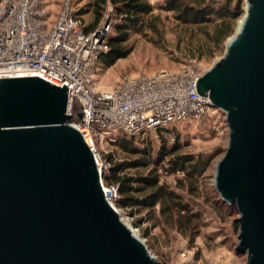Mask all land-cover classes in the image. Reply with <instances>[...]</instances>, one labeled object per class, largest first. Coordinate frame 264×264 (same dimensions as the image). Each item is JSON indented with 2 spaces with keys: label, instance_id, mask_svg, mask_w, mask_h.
Returning a JSON list of instances; mask_svg holds the SVG:
<instances>
[{
  "label": "water",
  "instance_id": "1",
  "mask_svg": "<svg viewBox=\"0 0 264 264\" xmlns=\"http://www.w3.org/2000/svg\"><path fill=\"white\" fill-rule=\"evenodd\" d=\"M223 57L195 81L226 116L216 168L220 200L235 207L237 251L264 264V0ZM37 77L0 79V264H159L104 197L102 172L80 131L83 107Z\"/></svg>",
  "mask_w": 264,
  "mask_h": 264
},
{
  "label": "built area",
  "instance_id": "2",
  "mask_svg": "<svg viewBox=\"0 0 264 264\" xmlns=\"http://www.w3.org/2000/svg\"><path fill=\"white\" fill-rule=\"evenodd\" d=\"M115 22L106 16L85 32L74 0H62L50 22L47 0H0V79L37 77L58 88L67 87V114L76 97L83 107L82 123H73L95 159V139L121 134L128 140L170 129L187 121L212 115L208 98L200 97L195 81L204 72L196 64L178 73L141 72L122 77L111 89H95L94 74ZM99 169L107 170L98 163ZM107 202L114 207L116 186H104Z\"/></svg>",
  "mask_w": 264,
  "mask_h": 264
},
{
  "label": "rangeland",
  "instance_id": "3",
  "mask_svg": "<svg viewBox=\"0 0 264 264\" xmlns=\"http://www.w3.org/2000/svg\"><path fill=\"white\" fill-rule=\"evenodd\" d=\"M148 1L152 6H158L161 3V0ZM212 1L216 6L225 3V0ZM241 1L238 9L239 16L232 24L230 36L219 47L211 46L209 51L204 47L202 55H199L196 50L197 46L207 42L202 31L195 26L179 24L171 13L154 10L152 15L159 18V21L155 23L159 34H153L148 30L142 34L131 33L127 44L130 50L125 58L116 61L113 66L106 69L97 64L93 77L95 89L98 91L111 89L122 77H134L141 72H146L149 75L159 72L178 73L183 67L191 64H196L204 73L207 72L223 57L228 41L235 35L238 22L245 17L246 0ZM61 2L62 0H47L50 22L59 12ZM88 2L89 0H74L78 10ZM106 16L114 20L112 7L109 4L105 8L101 22ZM83 19L86 25L90 24L92 14L83 15ZM209 27L207 33L212 32L210 25ZM125 139L133 141L138 147H142L144 143L150 145L153 158L156 157L163 143L170 147L177 140L180 142L183 154L211 157L209 166L199 178L201 196L199 199L191 200L195 210L202 214L204 223L199 237L193 243L172 230L163 232L161 228L153 227L150 223L137 225V217L133 218L125 211L115 208L124 223L144 243L149 254L159 264H247L246 253L240 254L237 251L240 230L236 220L239 215L235 207L233 208L236 213L233 211L227 216L225 213L222 214L220 208H223L224 205L220 198L218 199L219 195L214 186L216 168L229 145L226 116L221 112L212 111L210 117L199 121L182 122L170 129L147 133L136 139ZM113 142L108 139H98L95 142L98 163L106 166L107 169V154L116 152L119 155L118 158L123 159L124 157L113 146ZM179 177L181 175L178 174L163 176V181L174 188L175 180ZM217 203L222 204L216 205Z\"/></svg>",
  "mask_w": 264,
  "mask_h": 264
},
{
  "label": "trees",
  "instance_id": "4",
  "mask_svg": "<svg viewBox=\"0 0 264 264\" xmlns=\"http://www.w3.org/2000/svg\"><path fill=\"white\" fill-rule=\"evenodd\" d=\"M224 2L216 6L212 0H161L160 5L152 6L148 0H89L78 10V16L83 19V15L92 14L90 24L86 25L83 19L85 32H89L100 24L107 5L112 7L115 24L107 40L108 52L98 62L106 69L129 54L127 44L131 33L142 34L148 30L159 34L155 24L159 18L152 15L154 10L171 13L179 24L195 26L202 31L207 42L196 47L199 55L204 47L207 50L211 46L219 47L230 36L242 1ZM209 25L211 33H207ZM113 141V146L124 157L118 158L116 152L107 154L108 169L102 172V182L106 187L118 188L114 207L137 217V225L150 223L163 232L172 230L193 243L204 223L202 214L195 210L191 200L201 196L199 178L209 166L211 157L183 154L178 140L170 147L163 143L155 158L146 143L138 147L121 134L114 135ZM177 174L181 177L175 180L174 188L163 181V176ZM222 205L225 209L220 210L225 216L233 211L236 213L232 206Z\"/></svg>",
  "mask_w": 264,
  "mask_h": 264
},
{
  "label": "bare ground",
  "instance_id": "5",
  "mask_svg": "<svg viewBox=\"0 0 264 264\" xmlns=\"http://www.w3.org/2000/svg\"><path fill=\"white\" fill-rule=\"evenodd\" d=\"M246 6H247V4H246ZM247 10H248V8L246 7V8H245V17H246V14H247ZM245 17H244L240 22H238L237 27H236V30H235V35H234L233 37H235V36L238 35V33H239V31H240V29H241V27H242V24H243V21H244ZM233 37H232V38H233ZM232 38H231V39H232ZM231 39L228 41V43L231 41ZM123 222H124V221H123Z\"/></svg>",
  "mask_w": 264,
  "mask_h": 264
}]
</instances>
